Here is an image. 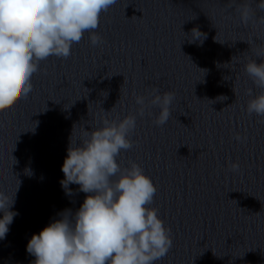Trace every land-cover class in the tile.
<instances>
[{"label":"clouds","instance_id":"obj_1","mask_svg":"<svg viewBox=\"0 0 264 264\" xmlns=\"http://www.w3.org/2000/svg\"><path fill=\"white\" fill-rule=\"evenodd\" d=\"M117 2L0 0V112L11 109L32 92L31 80L40 71L42 61L51 56L67 59L72 46L86 32L93 46L103 44L95 30L101 13ZM236 11L241 24L264 28V15H257L264 13V0L254 8L250 3L240 4ZM204 38L206 35L197 28L191 30L190 42L202 43ZM246 42L262 60L257 63L249 59L244 65L246 75L260 90L254 95L251 88L247 89L251 98L246 112L264 117V43ZM133 96L140 106L139 116L144 115L145 108L155 106L160 112L153 123L162 127L169 121L174 92L159 94V89L154 88L150 99L135 93ZM136 121V115L131 114L123 119L105 118L100 127L82 129L79 145L70 137L60 183L68 195H72L70 184L79 185L78 191L89 195L74 213L64 210L58 214L60 219L33 234L27 252L35 257L34 264H155L169 253L173 247L171 232L159 218L158 210L148 207L157 187L138 164L130 162V167H122L118 160L122 152L133 148L131 135ZM229 170L238 172L239 163H230ZM18 187L19 184L15 193ZM15 193L8 196L0 192V240L6 238L8 226L18 215L11 210Z\"/></svg>","mask_w":264,"mask_h":264}]
</instances>
